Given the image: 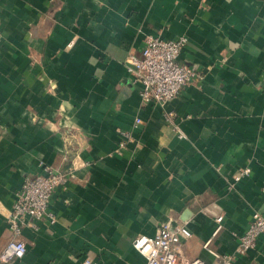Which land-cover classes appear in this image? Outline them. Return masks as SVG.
<instances>
[{"label":"crops","instance_id":"obj_1","mask_svg":"<svg viewBox=\"0 0 264 264\" xmlns=\"http://www.w3.org/2000/svg\"><path fill=\"white\" fill-rule=\"evenodd\" d=\"M149 34L187 36L178 60L201 74L165 103L126 67ZM42 164L75 176L53 192L54 222L26 218L27 252L7 264H145L133 240L167 220L188 221L186 256L219 264L204 243L221 212L211 245L236 253L264 213V0H0V250ZM235 264H264V233Z\"/></svg>","mask_w":264,"mask_h":264},{"label":"built area","instance_id":"obj_2","mask_svg":"<svg viewBox=\"0 0 264 264\" xmlns=\"http://www.w3.org/2000/svg\"><path fill=\"white\" fill-rule=\"evenodd\" d=\"M187 42L188 38L185 35L166 39L149 34L145 39L141 57L134 53L128 54L126 67L134 80L142 83L140 95L144 100L153 99L165 103L178 95L186 84L200 77L201 74L196 66L178 60ZM167 115L173 119L175 112L169 111ZM142 121L141 117L136 118V124ZM175 128L179 136H185L179 124H176ZM124 144L125 141H121L120 145L124 146ZM42 166L43 172L25 177L13 206L6 213L13 237L0 250V264L10 263L26 254L28 245L22 236V229L27 223L26 218L48 217L52 222L56 220L55 213L50 209L53 192L58 185L75 176L74 167L62 171L48 164ZM250 172L251 167L246 166L233 174L232 178L237 181ZM224 215V212H221L216 217L217 224L213 236L223 228ZM32 227L35 228L36 224L32 223ZM262 233H264V213L257 211L245 230L239 234L235 252L246 253L256 245ZM191 235L192 231L187 220L177 223L167 220L158 226L154 235L136 236L133 245L146 257L145 264H214L199 256L188 257L181 251L183 239ZM212 237L206 240L204 246L220 262L219 264H235L236 253L220 252L211 245ZM82 264H100V262L96 258L85 256Z\"/></svg>","mask_w":264,"mask_h":264}]
</instances>
